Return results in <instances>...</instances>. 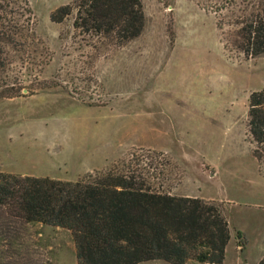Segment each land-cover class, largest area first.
<instances>
[{
	"label": "rangeland",
	"instance_id": "1",
	"mask_svg": "<svg viewBox=\"0 0 264 264\" xmlns=\"http://www.w3.org/2000/svg\"><path fill=\"white\" fill-rule=\"evenodd\" d=\"M7 2L0 90L20 95L0 98V171L78 180L138 167L157 190L221 203L225 264H260L264 157L250 103L264 54L243 51L241 28L264 0H143L145 30L125 45L77 29V0ZM0 264L80 261L70 229L15 218L0 220Z\"/></svg>",
	"mask_w": 264,
	"mask_h": 264
},
{
	"label": "trees",
	"instance_id": "2",
	"mask_svg": "<svg viewBox=\"0 0 264 264\" xmlns=\"http://www.w3.org/2000/svg\"><path fill=\"white\" fill-rule=\"evenodd\" d=\"M6 4L10 5L0 0L1 9ZM76 8L77 29L112 37L119 45L136 39L146 27L143 0H77ZM73 10L72 5H63L52 18L62 22ZM242 24L243 51L264 54V7ZM3 52L0 43L2 67ZM19 95L15 86L0 90V98ZM250 131L258 144L256 155L262 158L264 88L251 96ZM15 218L70 229L80 264H139L158 259L173 264H188L191 259L225 264L231 240L221 203L157 190L134 166L127 171H96L78 180L0 171V220Z\"/></svg>",
	"mask_w": 264,
	"mask_h": 264
}]
</instances>
